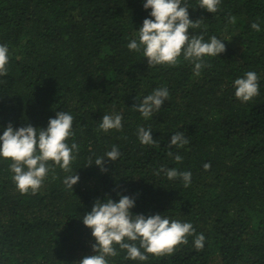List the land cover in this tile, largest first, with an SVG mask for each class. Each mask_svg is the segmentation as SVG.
Masks as SVG:
<instances>
[{
    "label": "trees",
    "instance_id": "obj_1",
    "mask_svg": "<svg viewBox=\"0 0 264 264\" xmlns=\"http://www.w3.org/2000/svg\"><path fill=\"white\" fill-rule=\"evenodd\" d=\"M144 3L0 0V45L9 49L8 74L0 76V136L9 124L46 130L61 111L74 118L65 142L79 146L71 172L47 162L54 171L34 195L17 189L13 161L0 157V264H79L96 255L82 218L97 200L119 202L122 195L135 199L134 215L191 223L205 244L197 250L189 236L173 254H147L143 262L125 259L117 246L109 264H264V0H221L216 13L187 0L189 19L202 20L191 35L204 42L215 36L226 47L203 58L211 67L199 76L183 54L175 67L149 66L143 49L129 50L152 19ZM249 71L259 77V95L244 103L234 81ZM162 87L169 98L151 118L133 110ZM104 115H121L122 130H100ZM139 127L150 128L160 146L142 145ZM177 132L189 144L169 148ZM113 146L121 153L115 162L106 157ZM98 157L106 159L104 172L94 164ZM161 167L190 172V185L156 175ZM75 173L72 191L63 181Z\"/></svg>",
    "mask_w": 264,
    "mask_h": 264
},
{
    "label": "clouds",
    "instance_id": "obj_2",
    "mask_svg": "<svg viewBox=\"0 0 264 264\" xmlns=\"http://www.w3.org/2000/svg\"><path fill=\"white\" fill-rule=\"evenodd\" d=\"M221 0H200L199 7L209 13L219 10ZM144 8L151 9L152 19H145L143 26L138 31L139 42L132 40L128 44L129 50L140 51L148 61L149 66L168 65L175 67L178 57L183 54L185 60L194 63V74L200 75L205 64L204 57H216L226 51L222 40L212 36L210 42H204L203 36H193L190 29L200 28L202 20L195 22L189 19V6L187 0H146ZM230 23H235V17L230 18ZM254 31L259 32L258 23L251 24ZM9 63V49L7 45H0V76L8 74L6 65ZM235 97L248 103L259 95V77L256 72L249 71L243 78L234 81ZM169 98L166 87L157 88L151 94L145 96L139 104L133 107L144 119L151 118L154 112H158ZM121 115H104L99 129L107 133L109 130L120 131L123 128ZM73 116L65 112H57L55 118L50 119L47 129H39L30 124L19 129H14L11 124L0 136V157L11 160L10 170L14 173L13 180L17 189L22 194L31 190L32 194L40 189L50 168L48 161L54 162L65 172H71L70 165L75 161L79 153V146L65 142L74 135ZM138 138L142 145L159 147L158 141L152 137V130L143 127L138 128ZM189 144L183 132H177L171 136L169 148L173 146L183 148ZM75 153V154H74ZM121 153L113 146L106 153L107 160L115 162ZM169 156L173 153L169 151ZM177 163L182 162L180 155L174 157ZM105 158L95 159V165L103 167ZM89 158L88 167L92 166ZM211 167L205 164L207 171ZM163 172L169 180L180 178L184 186L191 182L190 172H180L175 168L161 167L156 175ZM79 176L68 175L63 183L66 188L73 191V186L79 181ZM135 207V199L129 196H120L119 202L107 198L104 202L97 200L91 211L83 216L84 225L92 230V236L96 243L93 251L96 255L86 256L79 264H109L108 257H116L120 250L126 251L125 259L132 261H146L147 254L161 256L173 254L177 246L186 245L188 237L194 236V246L202 250L205 244V236L196 234L191 223H182L178 220H169L164 215H134L130 210ZM143 250V251H142Z\"/></svg>",
    "mask_w": 264,
    "mask_h": 264
}]
</instances>
